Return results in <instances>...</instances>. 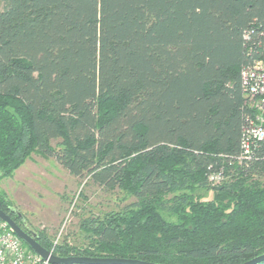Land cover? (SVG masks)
Returning <instances> with one entry per match:
<instances>
[{
	"label": "trees",
	"instance_id": "1",
	"mask_svg": "<svg viewBox=\"0 0 264 264\" xmlns=\"http://www.w3.org/2000/svg\"><path fill=\"white\" fill-rule=\"evenodd\" d=\"M263 32L264 0H0V177L35 151L135 198L83 219L85 246H53L2 192L0 208L60 256L240 264L264 253L261 167L230 163L250 114L240 72ZM217 166L230 179L215 189Z\"/></svg>",
	"mask_w": 264,
	"mask_h": 264
},
{
	"label": "rangeland",
	"instance_id": "2",
	"mask_svg": "<svg viewBox=\"0 0 264 264\" xmlns=\"http://www.w3.org/2000/svg\"><path fill=\"white\" fill-rule=\"evenodd\" d=\"M58 140H51V144L56 145ZM0 192L27 225L45 233L53 246H85L89 229L82 227L83 219L103 217L135 200L123 189L97 184L89 176H75L53 157L35 151L10 175L0 177ZM198 194L202 200L213 197L209 188L200 189Z\"/></svg>",
	"mask_w": 264,
	"mask_h": 264
},
{
	"label": "built area",
	"instance_id": "3",
	"mask_svg": "<svg viewBox=\"0 0 264 264\" xmlns=\"http://www.w3.org/2000/svg\"><path fill=\"white\" fill-rule=\"evenodd\" d=\"M264 38V32H263ZM257 58L241 69V83L246 104L250 109L241 130L239 151L230 163H236L243 169L260 171L264 178V43ZM258 164V165H257ZM210 186L217 187L230 179L223 166L210 167L206 173ZM0 264H52L41 258L0 220Z\"/></svg>",
	"mask_w": 264,
	"mask_h": 264
},
{
	"label": "water",
	"instance_id": "4",
	"mask_svg": "<svg viewBox=\"0 0 264 264\" xmlns=\"http://www.w3.org/2000/svg\"><path fill=\"white\" fill-rule=\"evenodd\" d=\"M218 189V187H215ZM16 214L26 223L24 217L17 210ZM0 220L4 221L10 229L22 239L41 258L47 259L52 264H161L138 259L98 256H60L42 246L34 237V231L25 230L8 213L0 208ZM264 260V253L259 254L240 264H257Z\"/></svg>",
	"mask_w": 264,
	"mask_h": 264
},
{
	"label": "flooded vegetation",
	"instance_id": "5",
	"mask_svg": "<svg viewBox=\"0 0 264 264\" xmlns=\"http://www.w3.org/2000/svg\"><path fill=\"white\" fill-rule=\"evenodd\" d=\"M20 219H21V218H20ZM21 220H22V219H21ZM24 226H25V227H28L27 223H24ZM28 229H29V228H28ZM29 231H32V230L29 229Z\"/></svg>",
	"mask_w": 264,
	"mask_h": 264
}]
</instances>
